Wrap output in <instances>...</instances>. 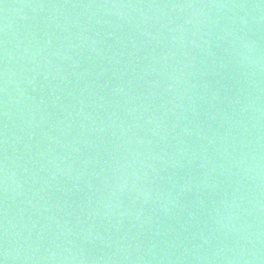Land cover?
<instances>
[{
    "label": "water",
    "instance_id": "1",
    "mask_svg": "<svg viewBox=\"0 0 264 264\" xmlns=\"http://www.w3.org/2000/svg\"><path fill=\"white\" fill-rule=\"evenodd\" d=\"M3 264H264V0H0Z\"/></svg>",
    "mask_w": 264,
    "mask_h": 264
},
{
    "label": "snow or ice",
    "instance_id": "2",
    "mask_svg": "<svg viewBox=\"0 0 264 264\" xmlns=\"http://www.w3.org/2000/svg\"><path fill=\"white\" fill-rule=\"evenodd\" d=\"M0 264H3V261L2 260H0Z\"/></svg>",
    "mask_w": 264,
    "mask_h": 264
}]
</instances>
